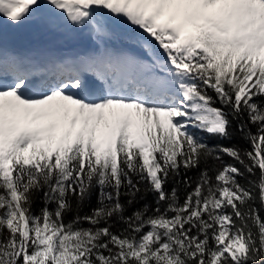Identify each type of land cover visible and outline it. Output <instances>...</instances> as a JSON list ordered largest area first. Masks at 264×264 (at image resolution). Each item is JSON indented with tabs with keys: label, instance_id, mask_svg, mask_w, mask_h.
Wrapping results in <instances>:
<instances>
[{
	"label": "snow or ice",
	"instance_id": "6c2138e0",
	"mask_svg": "<svg viewBox=\"0 0 264 264\" xmlns=\"http://www.w3.org/2000/svg\"><path fill=\"white\" fill-rule=\"evenodd\" d=\"M0 18L90 41H0V264H264V0Z\"/></svg>",
	"mask_w": 264,
	"mask_h": 264
},
{
	"label": "bare ground",
	"instance_id": "6f19581e",
	"mask_svg": "<svg viewBox=\"0 0 264 264\" xmlns=\"http://www.w3.org/2000/svg\"><path fill=\"white\" fill-rule=\"evenodd\" d=\"M0 41L18 50L48 48L58 52L66 51L71 45H76V48H86L90 45L87 39L64 41L57 34L44 33L31 26L13 27L5 24L3 18H0Z\"/></svg>",
	"mask_w": 264,
	"mask_h": 264
},
{
	"label": "trees",
	"instance_id": "16d2710c",
	"mask_svg": "<svg viewBox=\"0 0 264 264\" xmlns=\"http://www.w3.org/2000/svg\"><path fill=\"white\" fill-rule=\"evenodd\" d=\"M240 143H241V144H242V146H244V147H250L249 145H245V144H243V142H242V141H241ZM224 159L227 161V160H228V157H225Z\"/></svg>",
	"mask_w": 264,
	"mask_h": 264
}]
</instances>
